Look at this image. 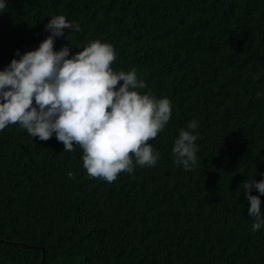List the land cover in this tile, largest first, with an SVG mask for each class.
<instances>
[{"label":"trees","instance_id":"trees-1","mask_svg":"<svg viewBox=\"0 0 264 264\" xmlns=\"http://www.w3.org/2000/svg\"><path fill=\"white\" fill-rule=\"evenodd\" d=\"M59 14L81 26L73 54L111 43L114 70L136 68L172 116L149 141L157 164L111 183L90 177L82 149L64 152L55 135L0 131V239L43 246L44 264H264V228L252 232L243 193L264 179V0H8L0 69L38 47ZM68 43L59 37L55 48ZM193 119L199 163L184 170L173 142ZM42 255L0 242V264Z\"/></svg>","mask_w":264,"mask_h":264},{"label":"clouds","instance_id":"clouds-1","mask_svg":"<svg viewBox=\"0 0 264 264\" xmlns=\"http://www.w3.org/2000/svg\"><path fill=\"white\" fill-rule=\"evenodd\" d=\"M7 9L8 0H0V13ZM50 17L45 24L50 34L39 46L23 53L17 49L0 69V131L19 124L41 141L55 135L64 152L82 149L83 168L90 177L109 183L122 172L133 174L138 166L154 167L160 153L149 141L168 125L171 100L143 91L148 85L136 68L114 70L118 52L109 42L93 40L73 54L71 37L81 26L63 14ZM59 37L70 43L57 50ZM198 127L191 120L173 142L174 163L184 170L199 163ZM68 176L74 179L75 173ZM254 177L244 184L243 193L255 233L264 228V179ZM253 188L258 195L252 194Z\"/></svg>","mask_w":264,"mask_h":264},{"label":"water","instance_id":"water-1","mask_svg":"<svg viewBox=\"0 0 264 264\" xmlns=\"http://www.w3.org/2000/svg\"><path fill=\"white\" fill-rule=\"evenodd\" d=\"M0 242H5V243H8V244H15V245H22V246L31 247V248H34V249L41 248V250L43 251V255H42L40 264H44V262H45L46 252H45V249H44L43 246L39 247L37 245H29V244H26V243L17 242V241H11V240H5V239H0Z\"/></svg>","mask_w":264,"mask_h":264}]
</instances>
